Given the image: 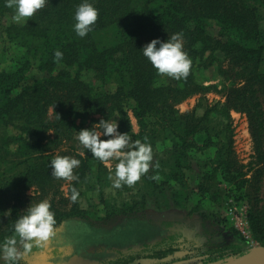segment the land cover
Returning a JSON list of instances; mask_svg holds the SVG:
<instances>
[{
    "label": "trees",
    "instance_id": "16d2710c",
    "mask_svg": "<svg viewBox=\"0 0 264 264\" xmlns=\"http://www.w3.org/2000/svg\"><path fill=\"white\" fill-rule=\"evenodd\" d=\"M81 2L48 0L23 25L6 29L7 34L23 39L27 59L14 71L0 72V127L17 131L11 139L16 146L15 156L19 153L13 162H7V150L0 153V167L9 164L8 173L0 175V243L15 235L14 223L25 214L26 202L35 204L37 197L24 195L28 186L37 184L44 195L53 181L52 155L42 154L43 142L49 140L47 144L51 146L62 140L70 142L77 120L98 123L101 118L117 119L121 132L150 144L166 131L171 136V147L155 153L152 166L142 176L157 198L143 195L129 211L148 203L155 208L160 203L158 199L165 196L166 205L188 215L198 212L203 202L222 206L227 200L248 202L246 186L250 181L243 172L245 166L235 157L229 112L246 114L256 159L262 162L264 70L260 67L264 62V33L259 24L261 19L264 21V0H92L99 16L93 30L83 38L73 30L75 8ZM9 10L5 0H0V16ZM176 33L183 34L190 71L173 85L158 87V73L141 48L154 38L166 40ZM56 51L63 54L59 61L54 56ZM31 61L36 62L35 69L41 77L30 78ZM222 62H227L229 69H223ZM216 63L220 75L236 83L226 90L225 103L206 108L201 117L179 114L174 104L206 90L196 84L195 70ZM87 75L99 86L86 83ZM111 82L116 83L115 90L104 91ZM128 111L136 121L137 133L133 132ZM221 136L224 141L219 140ZM209 151L212 156H208ZM77 158L81 161L74 172L78 179L70 182V192L72 187L77 190L79 181H87L101 168L102 162L88 151L86 157ZM261 171L256 170V175ZM9 174L16 175L13 181L6 176ZM49 202L56 228L71 213L61 211L54 199ZM72 210L77 212L76 207ZM248 221L253 239L264 248V209L255 213L250 209ZM229 231L238 235L232 228ZM238 239L246 244L244 238ZM42 248H34L25 256ZM248 249V245L235 246L232 260L246 256ZM173 252L168 246L150 259L163 260ZM226 257L222 254L208 263L224 261ZM133 262L134 258L118 259L108 264Z\"/></svg>",
    "mask_w": 264,
    "mask_h": 264
},
{
    "label": "rangeland",
    "instance_id": "374dc122",
    "mask_svg": "<svg viewBox=\"0 0 264 264\" xmlns=\"http://www.w3.org/2000/svg\"><path fill=\"white\" fill-rule=\"evenodd\" d=\"M13 14L14 10L10 9L0 16V72L14 71L27 59L23 39L6 33L9 26H21L25 23L13 22L11 19ZM259 26L264 33L262 19ZM211 34H214L213 30ZM218 57L222 59L220 55ZM216 65L217 63L209 68L198 67L195 70L196 84L206 90L198 91L181 103L174 104L179 114L193 113L196 117H201L206 108L215 105L220 107L225 103L226 90L236 83H230L223 78ZM29 66L31 69L28 74L31 79L42 76L35 69V61H31ZM222 68L229 69L228 63L222 62ZM260 69L264 70V62ZM85 78L86 83L92 87L99 86L98 82L93 81L88 75ZM176 80L158 73L155 85L169 87ZM115 88L116 83L111 82L103 90L113 92ZM261 101L264 106V96H261ZM48 110L49 119H52V108ZM128 115L133 132L137 133L136 121L130 111H128ZM229 115V121L233 128L235 157L239 164L245 166L243 172L246 174V179L250 181L246 186V194L249 195L248 202L246 199V201L236 204L232 200H227L223 206L221 203L203 202L199 206L198 212L188 215L183 210L173 208L171 204L166 205L164 199L167 200V198L164 193L165 197L158 199L160 203L154 205L155 208L152 203H148L144 207H136L134 211H129L130 206L140 202L143 195L157 198L156 192L152 194V189L143 182L142 177L131 187L124 185L120 189L113 188L112 181L108 179L109 167L101 163V168L96 169L87 181H79L77 185L79 196L76 202H72L69 188L70 182L73 181L54 177L44 195L39 193L41 188L37 184L28 186L24 192L26 198L37 197L36 200H33L34 203L45 199L48 201L54 199L61 211L71 214L69 219L54 228V237L41 250L28 257L24 255L20 264H104L112 263L118 259L132 258H134L133 264H232L235 261L231 258L235 246L245 248L248 245V254L260 249L262 243L253 239L248 212L250 209L254 213L264 209V160L259 162L256 159L246 114L231 110ZM97 126L90 120H86L84 123L77 120L72 127L70 142L62 140L61 143L51 146L47 144L49 140H45L43 142L45 148L41 150L42 154L52 155V157L50 156L51 160L56 156L65 155L75 158L77 155L86 157L87 150L83 149L76 138L78 131ZM167 134V131L159 134L158 140L151 143L153 155L171 147V136ZM15 135H17V131L12 127H0V140H2L0 153L3 154L6 150L10 153L6 156L7 162L18 160L17 154L19 153L15 152V156L16 146L11 139ZM48 135L50 139H53L51 131ZM219 140L224 141V137L221 136ZM261 147L264 152V137ZM207 154L212 156V151ZM110 167L114 172L115 162ZM8 168L9 164L2 165L0 175L8 173ZM76 169L73 170V173ZM262 169L263 171H261ZM256 170L262 173L259 172V175H256ZM16 172L17 170L14 173ZM14 173L12 172V174ZM6 176H11V181H13L16 175ZM62 200L65 201L64 204H62ZM29 203L31 202L27 201L26 206H29ZM74 207L79 214L73 212ZM223 219L226 221L224 222ZM241 222L245 224L247 232L245 237L239 231ZM229 228L234 229L238 235H233ZM238 236L244 238L247 245L242 243ZM168 246L174 249L171 255L163 260L150 259L154 253L166 250ZM222 254H227L228 258L226 257L227 259L224 261L208 263V260Z\"/></svg>",
    "mask_w": 264,
    "mask_h": 264
},
{
    "label": "clouds",
    "instance_id": "9594fccd",
    "mask_svg": "<svg viewBox=\"0 0 264 264\" xmlns=\"http://www.w3.org/2000/svg\"><path fill=\"white\" fill-rule=\"evenodd\" d=\"M48 0H5V7L13 9L12 21L23 23L27 18L43 9ZM99 16V10L92 0H82L74 12L73 30L78 37H85L93 30ZM142 55L161 75L174 79L186 78L191 67V60L184 51L183 34L176 33L166 40L154 38L142 48ZM62 53L56 51L55 59H62ZM97 127L83 128L78 131L77 140L92 157L109 167L108 179L112 187L135 185L142 176L148 173L153 160V149L150 143L133 140L128 132L119 130L117 119L101 118ZM115 162L114 172L110 165ZM81 161L73 156H56L50 161L51 175L67 181L77 180L73 170ZM79 192L71 188V200L76 202ZM25 214L14 223L15 235L0 243V264H20L26 254L34 248H42L55 235L57 223L52 205L48 200L30 204Z\"/></svg>",
    "mask_w": 264,
    "mask_h": 264
},
{
    "label": "bare ground",
    "instance_id": "6f19581e",
    "mask_svg": "<svg viewBox=\"0 0 264 264\" xmlns=\"http://www.w3.org/2000/svg\"><path fill=\"white\" fill-rule=\"evenodd\" d=\"M236 264H264V250L250 255Z\"/></svg>",
    "mask_w": 264,
    "mask_h": 264
},
{
    "label": "water",
    "instance_id": "95a60500",
    "mask_svg": "<svg viewBox=\"0 0 264 264\" xmlns=\"http://www.w3.org/2000/svg\"><path fill=\"white\" fill-rule=\"evenodd\" d=\"M263 250H264V248H260V249H258V250H256V251H253L252 253L247 254V255L244 256L243 258L235 260L234 263H232V264H236V263L239 262L240 260H243V259L249 257V256L252 255V254H256V253H258V252H262Z\"/></svg>",
    "mask_w": 264,
    "mask_h": 264
},
{
    "label": "built area",
    "instance_id": "2783aa9c",
    "mask_svg": "<svg viewBox=\"0 0 264 264\" xmlns=\"http://www.w3.org/2000/svg\"><path fill=\"white\" fill-rule=\"evenodd\" d=\"M245 224L241 222V228L239 231H241L242 235L245 237L247 235V232L245 231Z\"/></svg>",
    "mask_w": 264,
    "mask_h": 264
},
{
    "label": "flooded vegetation",
    "instance_id": "af4514ba",
    "mask_svg": "<svg viewBox=\"0 0 264 264\" xmlns=\"http://www.w3.org/2000/svg\"><path fill=\"white\" fill-rule=\"evenodd\" d=\"M104 264H108V263H104Z\"/></svg>",
    "mask_w": 264,
    "mask_h": 264
}]
</instances>
